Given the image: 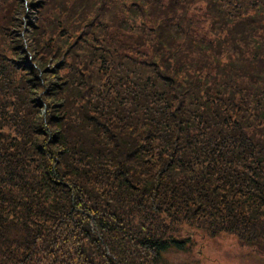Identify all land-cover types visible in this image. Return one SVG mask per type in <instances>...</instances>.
I'll return each instance as SVG.
<instances>
[{"label": "trees", "instance_id": "16d2710c", "mask_svg": "<svg viewBox=\"0 0 264 264\" xmlns=\"http://www.w3.org/2000/svg\"><path fill=\"white\" fill-rule=\"evenodd\" d=\"M1 1L0 264L264 258V0Z\"/></svg>", "mask_w": 264, "mask_h": 264}, {"label": "rangeland", "instance_id": "374dc122", "mask_svg": "<svg viewBox=\"0 0 264 264\" xmlns=\"http://www.w3.org/2000/svg\"><path fill=\"white\" fill-rule=\"evenodd\" d=\"M4 3L0 2V11L4 9ZM0 19L2 34L7 27L6 20ZM178 235L191 238L189 249L185 252H168L161 264H264V258L254 253V248L241 246L233 236L221 234L212 238L201 232L189 231L184 226L179 228Z\"/></svg>", "mask_w": 264, "mask_h": 264}]
</instances>
